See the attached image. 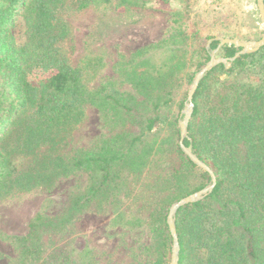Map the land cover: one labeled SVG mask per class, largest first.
I'll return each mask as SVG.
<instances>
[{"label": "trees", "instance_id": "trees-1", "mask_svg": "<svg viewBox=\"0 0 264 264\" xmlns=\"http://www.w3.org/2000/svg\"><path fill=\"white\" fill-rule=\"evenodd\" d=\"M146 2L0 0V201L85 175L69 190L61 211L49 214L42 207L24 235L0 234L13 244L16 264L40 261L44 237L66 233L86 213L111 215L113 228L146 229L149 264H170V206L212 183L181 150L179 121L188 86L215 50L226 61L199 81L183 144L216 182L176 211L178 264H264V45L230 61L241 48L219 46L218 38L238 37L222 16L225 8L232 13L233 3L227 8L225 0L210 2L202 13L212 24L188 34L186 2L184 10L171 14L168 36L119 56L112 65L118 79L96 84L107 67L101 53H87L76 65L69 58L70 16L96 8L131 17ZM249 13L259 21L256 11ZM36 70L49 75L33 84ZM118 81L131 89L121 90ZM88 108L108 132H100L88 148L66 151ZM147 170L159 172L153 210L147 218H126L118 194L129 177ZM89 257L88 249L70 247L39 264H89Z\"/></svg>", "mask_w": 264, "mask_h": 264}, {"label": "rangeland", "instance_id": "rangeland-1", "mask_svg": "<svg viewBox=\"0 0 264 264\" xmlns=\"http://www.w3.org/2000/svg\"><path fill=\"white\" fill-rule=\"evenodd\" d=\"M146 1L145 6L136 8L131 17L121 15L113 9L96 8H88L70 16L68 22L72 27V37L67 41L66 47L72 64L76 65L79 58L87 53H101L106 58L107 67L96 84L117 78L112 65L119 56L128 55L143 45L168 36L172 30L171 14L184 10L183 4L186 2L190 3V10H184L183 18L188 34L199 29L205 32L212 24L211 19L207 20L202 10L206 9L213 0ZM225 3L227 8H229L228 3L233 8L231 14L225 8L222 16L231 30H236L238 37L235 39L255 41L264 35V25L257 10L256 0H225ZM250 10L258 13L259 21H252ZM233 15H237V22H234ZM207 22L210 25L205 26ZM48 75L36 70L32 73L31 81L36 84ZM118 85L121 90L131 89L128 84L121 81H118ZM186 105L187 101L180 114ZM182 118L183 116L180 120ZM100 132L106 133L108 130L105 127L101 129L96 110L88 108L85 121L73 133L66 151L71 147L72 150L90 147ZM158 175L159 172L155 170H147L141 176H131L127 179L118 194L120 210L126 218H147L152 212L155 200L153 184ZM84 180L85 175L78 173L59 180L49 191L33 189L1 200L0 234L24 235L28 221L40 208L47 206L46 210L49 214L61 211L69 190ZM110 219L111 215L86 213L66 233L45 236L40 261L49 253L60 255L70 247H74L78 250L90 251L89 264H149L151 255L147 230L128 231L122 227L113 228L109 225ZM15 260L16 252L13 244L0 238V264H16ZM40 261L32 264H39Z\"/></svg>", "mask_w": 264, "mask_h": 264}, {"label": "water", "instance_id": "water-1", "mask_svg": "<svg viewBox=\"0 0 264 264\" xmlns=\"http://www.w3.org/2000/svg\"><path fill=\"white\" fill-rule=\"evenodd\" d=\"M256 6L259 13V16L261 18V21L264 25V2L263 0H256ZM220 43L219 46L223 44H233L237 47H240L241 50L235 54L234 57L230 58V61H232L235 57H237L241 53H249L256 51L258 48H260L262 45H264V35L255 41H244V40H238L235 38H218ZM216 51V50H215ZM215 51H213L210 54L209 61L194 75V78L192 80L190 89L188 91L187 95V105L184 107L182 111V120L179 121V128H180V138H179V145L181 150L186 154L197 166L200 168L206 170L210 176L212 183L198 191H195L180 200L174 202L168 211L166 222L170 231V234L172 236V248H171V256H170V264H178V256H179V243H178V236L176 233L175 223H174V216L176 214V211L183 205L191 202H195L199 200L202 196L207 194L212 190V188L215 185L216 178L213 173V171L204 163L202 162L197 156H195L188 148H186L183 144V139L185 138L187 134V124L190 119L192 110H193V95L194 92L198 86L199 81L203 77L206 71L214 67L219 62H225L226 60L221 57H215Z\"/></svg>", "mask_w": 264, "mask_h": 264}]
</instances>
